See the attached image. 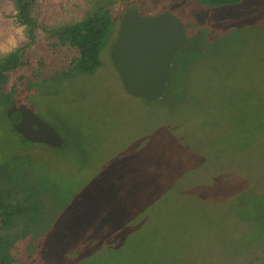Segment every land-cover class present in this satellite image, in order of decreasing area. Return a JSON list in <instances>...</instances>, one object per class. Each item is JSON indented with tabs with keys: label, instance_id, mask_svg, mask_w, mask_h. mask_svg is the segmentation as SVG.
<instances>
[{
	"label": "rangeland",
	"instance_id": "obj_1",
	"mask_svg": "<svg viewBox=\"0 0 264 264\" xmlns=\"http://www.w3.org/2000/svg\"><path fill=\"white\" fill-rule=\"evenodd\" d=\"M37 1L43 24L78 15L75 0ZM132 8L183 22L169 71L177 90L152 100L126 93L110 55L118 16L92 75L44 79L55 54L42 36L27 51L47 64L29 68L38 78L18 103L53 126L62 147L23 142L0 101V164L23 172L40 162L34 171L56 188L46 202L66 213L46 234L45 254L70 259L71 240L94 228L101 238L85 242L84 264H264V0ZM13 12L0 0V52L25 42Z\"/></svg>",
	"mask_w": 264,
	"mask_h": 264
},
{
	"label": "trees",
	"instance_id": "obj_2",
	"mask_svg": "<svg viewBox=\"0 0 264 264\" xmlns=\"http://www.w3.org/2000/svg\"><path fill=\"white\" fill-rule=\"evenodd\" d=\"M143 0H75L70 3L72 10L78 15L70 20H61L53 24H43L38 15L37 0H11L12 17L19 24L27 25L25 42L15 47L10 53L0 52V101L9 107L22 99L34 82L37 75L29 73L36 62L43 68L46 65L44 56L32 58L27 51L42 36L48 48L55 54L50 60L49 72L44 79H67L76 74H94L102 65L100 52L110 36L116 17H120L133 3ZM239 0H211L215 4H229ZM64 57L60 53L64 51ZM64 58V59H63ZM169 65V71L174 67ZM28 72L13 73L21 69ZM180 78L167 76L166 86L178 89ZM7 107V108H8ZM19 119V113L12 115L9 121ZM13 128V126H12ZM14 130V128H13ZM18 133V132H17ZM23 142H29L22 136ZM41 161V160H40ZM46 161H43L45 163ZM29 161L28 169L23 172L8 169L0 164V264H84L81 251L86 241L101 238L93 236L94 228L88 231L84 239L71 240L68 253L70 259L57 253L45 254L46 234L57 227V222L66 217L63 207L49 206L45 195L56 188L49 185L50 174L37 170L36 164ZM47 164V163H46ZM54 189V190H53ZM46 221H51L43 228ZM94 227V226H93Z\"/></svg>",
	"mask_w": 264,
	"mask_h": 264
},
{
	"label": "water",
	"instance_id": "obj_3",
	"mask_svg": "<svg viewBox=\"0 0 264 264\" xmlns=\"http://www.w3.org/2000/svg\"><path fill=\"white\" fill-rule=\"evenodd\" d=\"M186 40V29L173 13L139 14L128 8L121 16L110 55L118 79L126 93L145 100L162 96L173 54ZM6 115L16 112L12 126L25 140L62 147L64 139L53 126L42 120L25 104L11 102Z\"/></svg>",
	"mask_w": 264,
	"mask_h": 264
},
{
	"label": "clouds",
	"instance_id": "obj_4",
	"mask_svg": "<svg viewBox=\"0 0 264 264\" xmlns=\"http://www.w3.org/2000/svg\"><path fill=\"white\" fill-rule=\"evenodd\" d=\"M27 27H28L27 25H23V24L18 25V26L15 27L16 35L19 36V38H20L21 40H23V39L26 38V36H25V32H26V30H27ZM16 46H17V45L14 43V44H13V47L10 48V49H8V52L10 53L11 51H13V50L15 49Z\"/></svg>",
	"mask_w": 264,
	"mask_h": 264
}]
</instances>
